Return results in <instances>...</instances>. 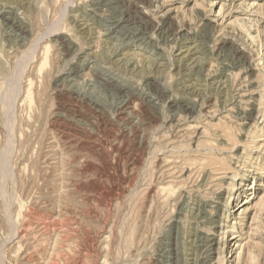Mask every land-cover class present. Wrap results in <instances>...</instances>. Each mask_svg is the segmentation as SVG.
Segmentation results:
<instances>
[{
	"label": "rangeland",
	"instance_id": "rangeland-1",
	"mask_svg": "<svg viewBox=\"0 0 264 264\" xmlns=\"http://www.w3.org/2000/svg\"><path fill=\"white\" fill-rule=\"evenodd\" d=\"M0 264H264V0H0Z\"/></svg>",
	"mask_w": 264,
	"mask_h": 264
},
{
	"label": "bare ground",
	"instance_id": "bare-ground-1",
	"mask_svg": "<svg viewBox=\"0 0 264 264\" xmlns=\"http://www.w3.org/2000/svg\"><path fill=\"white\" fill-rule=\"evenodd\" d=\"M105 1V0H104ZM111 2H113V1H111ZM141 2V1H140ZM148 2V1H147ZM106 3V2H105ZM150 3V2H149ZM152 3V2H151ZM104 4V3H103ZM142 4V3H141ZM113 5V4H112ZM132 5V4H131ZM145 5V4H144ZM152 5V4H151ZM137 7V6H136ZM102 8V7H101ZM120 8H121V6H120ZM130 8V7H129ZM103 9V8H102ZM131 9V8H130ZM117 10V9H116ZM135 10V9H134ZM122 12V11H121ZM110 13V12H109ZM117 13H119V12H117ZM122 14H123V12H122ZM118 15H120V14H118ZM141 15V14H140ZM140 15H138V16H140ZM144 15V14H143ZM3 17V16H2ZM128 17L129 16H127V18L126 19H128ZM143 17V16H142ZM8 18H9V16H8ZM121 18V17H120ZM7 19V18H6ZM126 19H124V20H126ZM150 19V18H149ZM9 20V19H8ZM13 20V19H12ZM123 20V19H122ZM7 21V20H6ZM117 21H118V19H117ZM137 21V20H136ZM3 22H5V21H3ZM15 22V21H14ZM138 22V21H137ZM141 22V21H140ZM159 22V21H158ZM19 23V22H18ZM120 23V22H119ZM132 23H134L133 22V20H132ZM146 23V22H145ZM5 24V23H4ZM13 24V23H12ZM136 24V23H135ZM141 24V23H140ZM170 24V23H169ZM8 25V24H7ZM146 24H144L143 26H145ZM12 26V25H11ZM21 26V25H20ZM128 26V25H127ZM134 26V25H133ZM171 26V25H170ZM113 27V26H112ZM11 28V27H10ZM9 28V30H11ZM12 28H14V27H12ZM129 28V27H128ZM134 28V27H133ZM136 28H138V27H136ZM146 28H147V26H146ZM167 28V27H166ZM170 28V27H169ZM139 29V28H138ZM137 29V30H138ZM15 30V29H14ZM129 30V29H128ZM16 31V30H15ZM14 31V32H15ZM18 31L20 32V28L18 29ZM24 31V30H23ZM127 31V30H126ZM132 31V30H131ZM168 31V30H167ZM151 32V31H150ZM11 33V32H10ZM22 32H20V34H21ZM133 33V32H132ZM16 34V33H15ZM24 34V33H23ZM165 34H166V32H165ZM164 35V34H163ZM154 37H156V36H154ZM164 37V36H163ZM22 40V39H21ZM160 41V40H159ZM60 42V41H59ZM232 53V52H231ZM234 53H236V52H234ZM238 53V52H237ZM239 55V54H238ZM236 57V56H235ZM34 59V58H33ZM45 59V58H44ZM238 61H240V62H242V58H240V57H238ZM244 61V60H243ZM43 64H44V62H43ZM42 65V64H41ZM42 68V67H41ZM126 68V67H125ZM42 70V69H41ZM107 82H108V80H107ZM95 83V82H94ZM113 83V82H112ZM108 84H110V83H108ZM145 85V84H144ZM116 89H117V92L119 93V94H121L122 92H124L123 91V89L122 88H120V87H116ZM28 90V89H27ZM151 91V90H150ZM157 93V92H156ZM136 94V93H135ZM131 95V94H130ZM147 95V94H146ZM166 98V97H165ZM141 99V98H140ZM164 102V101H163ZM120 103V102H119ZM165 103V102H164ZM167 103V102H166ZM115 104V103H114ZM143 104V103H142ZM122 105V104H121ZM140 110V109H139ZM125 112V111H124ZM128 112V111H127ZM129 117V116H128ZM54 130V129H53ZM144 133V132H143ZM238 192V191H237ZM199 210V209H198ZM199 212V211H198ZM60 228V227H59ZM235 245V244H234Z\"/></svg>",
	"mask_w": 264,
	"mask_h": 264
}]
</instances>
